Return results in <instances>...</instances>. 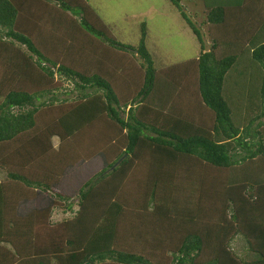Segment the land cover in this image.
Returning <instances> with one entry per match:
<instances>
[{"label":"trees","instance_id":"trees-1","mask_svg":"<svg viewBox=\"0 0 264 264\" xmlns=\"http://www.w3.org/2000/svg\"><path fill=\"white\" fill-rule=\"evenodd\" d=\"M45 1L77 21L21 30L0 0V264H264V0H200L208 49L169 0L200 48L160 68L143 22L124 44Z\"/></svg>","mask_w":264,"mask_h":264},{"label":"rangeland","instance_id":"rangeland-1","mask_svg":"<svg viewBox=\"0 0 264 264\" xmlns=\"http://www.w3.org/2000/svg\"><path fill=\"white\" fill-rule=\"evenodd\" d=\"M87 1L94 9L96 15L104 22L110 33L121 43L136 45L140 37V23L143 22L147 31L146 46L152 54L156 68L183 62L198 55L200 47L197 39L181 18L178 9L169 0ZM180 1L187 16L201 27L203 43L205 49H208L210 40L207 27L202 24L204 20L202 2L200 0ZM65 12L73 21H77L78 13L76 10L72 9ZM78 25L80 24L77 23L75 28H78ZM69 41L74 40L69 38ZM70 46L76 47L78 46V42L76 41V44ZM220 48L225 51L222 47ZM220 48L217 49L218 55L221 52ZM70 88L71 83L61 79L60 93L58 94L63 97L67 96L72 98L74 96L73 93L68 94L65 92V90H69ZM235 88L241 89L240 86H236ZM249 89L251 90V86H248ZM235 93L242 95V98L239 96L236 97L234 105L244 107L246 103V91L240 93L235 89ZM248 103L245 106H248ZM57 142V139L53 138L54 145H57ZM69 217L70 213L64 212L62 207L53 209V221H59ZM232 247L238 253H242L244 245L241 235H237L236 239L232 242Z\"/></svg>","mask_w":264,"mask_h":264},{"label":"crops","instance_id":"crops-1","mask_svg":"<svg viewBox=\"0 0 264 264\" xmlns=\"http://www.w3.org/2000/svg\"><path fill=\"white\" fill-rule=\"evenodd\" d=\"M17 8L16 28L21 30H49L55 24L70 23L66 14L60 17L62 11L52 2L45 0H11ZM39 22V24H37Z\"/></svg>","mask_w":264,"mask_h":264},{"label":"water","instance_id":"water-1","mask_svg":"<svg viewBox=\"0 0 264 264\" xmlns=\"http://www.w3.org/2000/svg\"><path fill=\"white\" fill-rule=\"evenodd\" d=\"M125 157V154L120 157L114 164L111 165L110 169H113L115 166L118 165V163ZM85 264H88V263H85Z\"/></svg>","mask_w":264,"mask_h":264}]
</instances>
